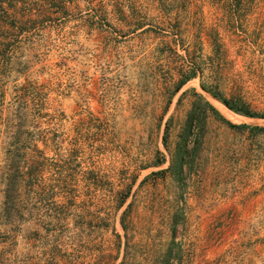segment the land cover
Here are the masks:
<instances>
[{
    "label": "rangeland",
    "instance_id": "1",
    "mask_svg": "<svg viewBox=\"0 0 264 264\" xmlns=\"http://www.w3.org/2000/svg\"><path fill=\"white\" fill-rule=\"evenodd\" d=\"M0 264H264V0H0Z\"/></svg>",
    "mask_w": 264,
    "mask_h": 264
},
{
    "label": "trees",
    "instance_id": "2",
    "mask_svg": "<svg viewBox=\"0 0 264 264\" xmlns=\"http://www.w3.org/2000/svg\"><path fill=\"white\" fill-rule=\"evenodd\" d=\"M194 74H192V75H190L189 77H188V79H192V78H194ZM224 105L229 109V110H232V111H237V109H235V108H233L230 104H229V101L228 100H224ZM239 111V110H238ZM245 113V112H244ZM247 114H248V112H246ZM231 125V124H230ZM232 127H234V128H242V127H244V126H235V125H231Z\"/></svg>",
    "mask_w": 264,
    "mask_h": 264
}]
</instances>
